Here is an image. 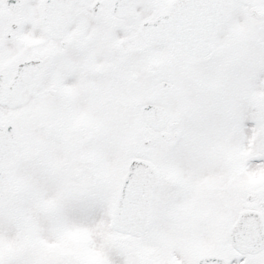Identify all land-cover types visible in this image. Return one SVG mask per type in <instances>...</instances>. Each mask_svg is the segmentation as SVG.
I'll use <instances>...</instances> for the list:
<instances>
[{"label": "snow or ice", "instance_id": "snow-or-ice-1", "mask_svg": "<svg viewBox=\"0 0 264 264\" xmlns=\"http://www.w3.org/2000/svg\"><path fill=\"white\" fill-rule=\"evenodd\" d=\"M0 264H264V0H0Z\"/></svg>", "mask_w": 264, "mask_h": 264}]
</instances>
